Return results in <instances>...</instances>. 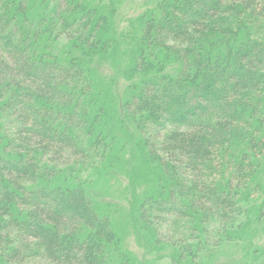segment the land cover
Returning <instances> with one entry per match:
<instances>
[{
    "label": "trees",
    "instance_id": "trees-1",
    "mask_svg": "<svg viewBox=\"0 0 264 264\" xmlns=\"http://www.w3.org/2000/svg\"><path fill=\"white\" fill-rule=\"evenodd\" d=\"M92 3L0 0V248L7 264H130L78 179L102 161L111 138L102 105L91 101L87 65L109 42L105 16ZM142 20L144 48L169 54L178 69L141 81L134 95L131 118L139 116V131L163 155L156 157L166 176L146 196L139 220L151 230L168 222L177 238L167 244L191 258L209 240L232 239L256 200L264 0H155ZM162 56L157 72L165 69ZM143 66L151 71L150 62ZM258 197L261 212L264 190Z\"/></svg>",
    "mask_w": 264,
    "mask_h": 264
},
{
    "label": "rangeland",
    "instance_id": "rangeland-1",
    "mask_svg": "<svg viewBox=\"0 0 264 264\" xmlns=\"http://www.w3.org/2000/svg\"><path fill=\"white\" fill-rule=\"evenodd\" d=\"M86 2H93L106 19L107 52L96 56L87 66L91 76V101L102 105L101 126L111 138H107L108 148L102 161L97 158L94 166L83 168L78 179L96 213L107 218L113 227L117 240L115 250L128 256L130 264H264V209L258 211V196L264 190V157L258 166L259 187L255 190L252 185L250 191L252 197L256 195V200L246 205V221L240 230L232 233V239L215 244L209 240L211 245L199 250L195 257L187 258L180 246L167 244L169 236L173 241L177 238L170 233L173 229L168 222L157 224L159 230H151L140 222L142 203L150 191L156 190L161 179L166 181V176L165 168L157 159L164 158L163 155L154 152L148 145V135L139 131L142 126L139 116L134 121L131 118V114H138L133 99L141 81L155 82L160 76H173L178 67L167 57L169 54H165L161 55L165 57V69L157 72L159 61L164 59L158 51L144 48L142 17L154 8L155 0ZM168 44L171 47V43ZM139 51L144 57L141 64L137 61ZM149 62L151 71L143 66ZM6 257L7 253L0 248V264H7Z\"/></svg>",
    "mask_w": 264,
    "mask_h": 264
}]
</instances>
